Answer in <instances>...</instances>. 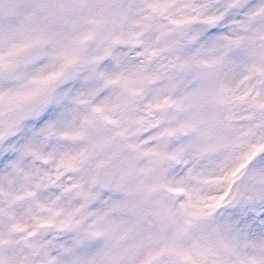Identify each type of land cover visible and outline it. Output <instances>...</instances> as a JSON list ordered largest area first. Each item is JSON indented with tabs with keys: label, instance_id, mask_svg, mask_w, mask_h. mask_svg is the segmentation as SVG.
<instances>
[{
	"label": "snow or ice",
	"instance_id": "snow-or-ice-1",
	"mask_svg": "<svg viewBox=\"0 0 264 264\" xmlns=\"http://www.w3.org/2000/svg\"><path fill=\"white\" fill-rule=\"evenodd\" d=\"M250 162L264 165V0H0V264H264V241L209 225L224 197L198 187ZM64 174L67 212L39 198ZM61 212L74 238L40 239Z\"/></svg>",
	"mask_w": 264,
	"mask_h": 264
},
{
	"label": "clouds",
	"instance_id": "clouds-1",
	"mask_svg": "<svg viewBox=\"0 0 264 264\" xmlns=\"http://www.w3.org/2000/svg\"><path fill=\"white\" fill-rule=\"evenodd\" d=\"M146 39V37H145ZM97 48L95 41L90 42L82 55L88 56L94 54ZM131 50V49H130ZM105 59H111L105 57ZM103 63V61H101ZM81 69V76L85 73L83 66L78 65ZM106 68L109 65H105ZM115 69L114 62L111 65ZM153 64L147 66V71H151ZM79 81H69L64 87L76 88ZM159 81L145 83L143 92L136 97L134 106L137 115L144 113L146 106V98L148 92L158 87ZM136 125L129 126L128 140H138L143 136V132L135 133ZM141 161H137L140 164ZM51 167V166H50ZM211 167V166H210ZM223 172H217L206 183L198 185L199 194L205 197H220L224 199L209 219L211 227H219L221 232L230 230V234L236 235L242 244L264 241V224H261V217L264 216V165H246L241 173H237V177L232 180L224 179ZM77 174L69 176L64 174L60 180L50 184L44 182V186L40 189V200L48 204H54L57 208L63 209L64 212L71 211L79 206V200L73 192H65L63 186L71 185L76 182ZM205 203H213L211 199L205 200ZM37 215L41 218H49L52 213L47 210H36ZM64 213L53 217V224L48 228L38 229L39 238L44 240H57L60 242H68L74 238L75 233L70 230H61L56 225L63 220ZM31 221V217H28ZM79 219V217H76Z\"/></svg>",
	"mask_w": 264,
	"mask_h": 264
}]
</instances>
